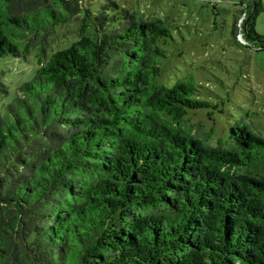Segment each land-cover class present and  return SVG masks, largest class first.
<instances>
[{
    "label": "trees",
    "instance_id": "16d2710c",
    "mask_svg": "<svg viewBox=\"0 0 264 264\" xmlns=\"http://www.w3.org/2000/svg\"><path fill=\"white\" fill-rule=\"evenodd\" d=\"M93 1L0 0V60L33 64L15 92L0 69V264H264V137L196 135L167 21Z\"/></svg>",
    "mask_w": 264,
    "mask_h": 264
},
{
    "label": "rangeland",
    "instance_id": "374dc122",
    "mask_svg": "<svg viewBox=\"0 0 264 264\" xmlns=\"http://www.w3.org/2000/svg\"><path fill=\"white\" fill-rule=\"evenodd\" d=\"M146 18L159 17L170 25L174 41L162 61L168 82L190 81L200 100L210 108L188 122L198 136L215 145L244 122L264 137V50L246 47L232 30L241 23L246 0H113ZM210 1V2H209ZM107 0H94L98 7ZM263 10L256 17L255 31L264 36ZM30 57L0 60V69L11 90L33 77Z\"/></svg>",
    "mask_w": 264,
    "mask_h": 264
},
{
    "label": "water",
    "instance_id": "95a60500",
    "mask_svg": "<svg viewBox=\"0 0 264 264\" xmlns=\"http://www.w3.org/2000/svg\"><path fill=\"white\" fill-rule=\"evenodd\" d=\"M252 15H253V11L251 12V14H250V16H249L248 21L250 20V18L252 17ZM248 21H247V22H248Z\"/></svg>",
    "mask_w": 264,
    "mask_h": 264
}]
</instances>
